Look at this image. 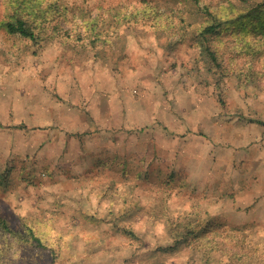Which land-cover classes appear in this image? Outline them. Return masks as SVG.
Listing matches in <instances>:
<instances>
[{
  "label": "rangeland",
  "instance_id": "1",
  "mask_svg": "<svg viewBox=\"0 0 264 264\" xmlns=\"http://www.w3.org/2000/svg\"><path fill=\"white\" fill-rule=\"evenodd\" d=\"M262 2L201 0L218 67L192 0H0V219L55 247L14 264L264 256V59L233 20Z\"/></svg>",
  "mask_w": 264,
  "mask_h": 264
},
{
  "label": "trees",
  "instance_id": "2",
  "mask_svg": "<svg viewBox=\"0 0 264 264\" xmlns=\"http://www.w3.org/2000/svg\"><path fill=\"white\" fill-rule=\"evenodd\" d=\"M202 12L213 17L212 23L206 26L201 32L202 40L205 41V49L208 53L210 61L221 67V59L217 54V51L211 46L210 40H208L210 35L218 34V30L227 22H224L220 17L216 15H211V11L208 7L202 5L201 0H192ZM34 9L28 10L26 13L33 15ZM34 16H36L34 14ZM235 20L240 31L244 33V36H238L240 38V43L244 47L245 45L250 51L257 50V53L252 56L254 61L252 64L257 65L260 60L264 59V2L249 5L245 10L238 11L236 13ZM33 17V16H32ZM36 18V17H33ZM229 23V22H228ZM2 26L5 30L14 35L28 38L31 41H37V35L35 33L34 26L29 23L23 15H12L7 21L2 22ZM253 35V36H252ZM256 36H260L259 40L255 41ZM253 39V41H252ZM251 41L255 45L258 44V48L254 49L251 47ZM224 103V101H222ZM3 127L0 125V128ZM221 229V225L219 226ZM47 231L40 230L35 226L31 225L29 222H24L21 229L11 228L7 222L0 219V264H14L13 259L14 253L26 251L28 255L34 257V251L39 250H52L55 252V247L49 236L46 234ZM189 234H193L192 230L186 233L188 237ZM230 254V264H264V256L254 257L255 255L251 250H246L243 248L239 249H229Z\"/></svg>",
  "mask_w": 264,
  "mask_h": 264
}]
</instances>
